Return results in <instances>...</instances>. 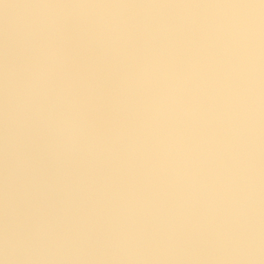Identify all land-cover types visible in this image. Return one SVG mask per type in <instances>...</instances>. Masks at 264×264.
I'll use <instances>...</instances> for the list:
<instances>
[{"label":"clouds","instance_id":"obj_1","mask_svg":"<svg viewBox=\"0 0 264 264\" xmlns=\"http://www.w3.org/2000/svg\"><path fill=\"white\" fill-rule=\"evenodd\" d=\"M0 79V264H264V0H39Z\"/></svg>","mask_w":264,"mask_h":264},{"label":"crops","instance_id":"obj_2","mask_svg":"<svg viewBox=\"0 0 264 264\" xmlns=\"http://www.w3.org/2000/svg\"><path fill=\"white\" fill-rule=\"evenodd\" d=\"M188 3L195 2L200 9H204L208 6L217 3V0H187ZM68 2V0H64ZM132 2V0H129ZM135 2H140V0H135ZM168 3H174V0H166ZM39 0H0V71H2V66L4 63V49L8 41L13 38L21 25L25 20H27L31 13L36 8ZM73 58L76 62V66L80 67L94 54L87 50H80L72 53ZM3 106V84L2 79H0V111H2ZM4 136V127L2 116H0V142ZM5 178V168L2 151H0V222L4 219V201L2 196L3 185ZM213 256V255H212ZM214 257V256H213ZM171 264L172 262H168ZM165 264H167L165 262ZM233 264V263H225Z\"/></svg>","mask_w":264,"mask_h":264},{"label":"rangeland","instance_id":"obj_3","mask_svg":"<svg viewBox=\"0 0 264 264\" xmlns=\"http://www.w3.org/2000/svg\"><path fill=\"white\" fill-rule=\"evenodd\" d=\"M2 47V45L0 46ZM260 220L264 222V204L260 206ZM222 218V213L218 212L217 213V219ZM209 221L212 220V217H208ZM172 262L171 264H225L227 263H233L236 264L234 261H228V260H223L219 259L216 257H213L212 254L207 250V248L202 246L201 252L198 254V257L195 258H187V259H182V260H163V261H153L152 264H169L168 262ZM258 264V262H257Z\"/></svg>","mask_w":264,"mask_h":264},{"label":"built area","instance_id":"obj_4","mask_svg":"<svg viewBox=\"0 0 264 264\" xmlns=\"http://www.w3.org/2000/svg\"><path fill=\"white\" fill-rule=\"evenodd\" d=\"M174 3L175 4H177V3L189 4L187 0H174ZM190 4L196 6V3L195 2L190 3Z\"/></svg>","mask_w":264,"mask_h":264}]
</instances>
